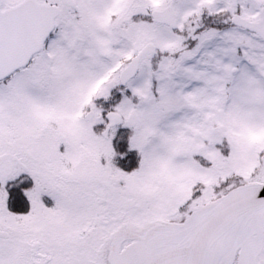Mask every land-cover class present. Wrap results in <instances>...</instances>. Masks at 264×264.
Masks as SVG:
<instances>
[{"label":"snow or ice","instance_id":"1","mask_svg":"<svg viewBox=\"0 0 264 264\" xmlns=\"http://www.w3.org/2000/svg\"><path fill=\"white\" fill-rule=\"evenodd\" d=\"M0 264H264V0H0Z\"/></svg>","mask_w":264,"mask_h":264}]
</instances>
